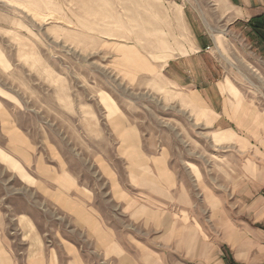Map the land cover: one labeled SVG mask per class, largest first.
Listing matches in <instances>:
<instances>
[{"label": "rangeland", "instance_id": "374dc122", "mask_svg": "<svg viewBox=\"0 0 264 264\" xmlns=\"http://www.w3.org/2000/svg\"><path fill=\"white\" fill-rule=\"evenodd\" d=\"M248 22L221 0H0V215L21 264L40 236L59 264L67 241L103 264L77 224L93 209L127 240L122 198L191 199L215 238L226 214L264 231V30Z\"/></svg>", "mask_w": 264, "mask_h": 264}, {"label": "crops", "instance_id": "0c3cea01", "mask_svg": "<svg viewBox=\"0 0 264 264\" xmlns=\"http://www.w3.org/2000/svg\"><path fill=\"white\" fill-rule=\"evenodd\" d=\"M221 1L236 12L238 19L247 18L249 21L263 16L257 22L264 24V0ZM157 185L163 187L161 191L173 192L177 189V183L173 182ZM119 186L121 193L132 197L121 185ZM150 189L151 187L142 188L139 194H148ZM152 198L156 203L154 205L144 202L145 200L142 202L136 200L130 205L123 198L117 200L123 208L130 207L129 212L128 209L124 210L127 218L140 224L141 228L138 233H128L129 238L123 241L118 239L120 233L118 228L108 223L93 209L86 210L88 213L85 211L87 223L81 221V225L77 222V215H73L78 223L77 227L90 236L96 244L97 252L104 256L103 264H264V231L252 226L253 222L260 220L259 218L255 217L252 224L246 221V224L240 227L236 220L226 214L223 232L221 231L219 238H215L208 229L209 221H206L204 216L195 214L196 205L193 200L186 197L182 200L177 199L174 193L163 198L157 195ZM255 204L256 201L251 203V207ZM79 206L83 207L76 202L71 205L75 207V213L80 209ZM82 209L81 215L84 212ZM70 210L66 212L72 214ZM259 214L260 217H264V209ZM35 240L36 244L35 241L28 240L30 243L28 242L24 253V264L60 263L59 259L54 258L52 252L45 247L42 236ZM67 242L72 246L70 253L74 254L72 263H80L77 257V253L80 254L78 247ZM0 264H21L4 240L1 215Z\"/></svg>", "mask_w": 264, "mask_h": 264}, {"label": "trees", "instance_id": "16d2710c", "mask_svg": "<svg viewBox=\"0 0 264 264\" xmlns=\"http://www.w3.org/2000/svg\"><path fill=\"white\" fill-rule=\"evenodd\" d=\"M263 16L255 17L249 20L248 25L253 29V31H256L259 33V31L262 32L264 30V24H257V20H261ZM263 35V34H262Z\"/></svg>", "mask_w": 264, "mask_h": 264}, {"label": "bare ground", "instance_id": "6f19581e", "mask_svg": "<svg viewBox=\"0 0 264 264\" xmlns=\"http://www.w3.org/2000/svg\"><path fill=\"white\" fill-rule=\"evenodd\" d=\"M24 1V0H23ZM26 1V0H25ZM10 3H12L11 1H9ZM20 3H22V2H20ZM17 4V3H16ZM25 10H27V9H25ZM29 12V11H28Z\"/></svg>", "mask_w": 264, "mask_h": 264}]
</instances>
